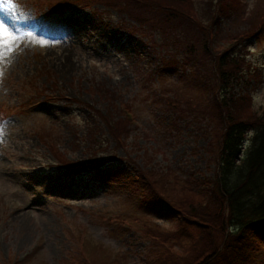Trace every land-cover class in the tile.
<instances>
[{"label":"rangeland","instance_id":"obj_1","mask_svg":"<svg viewBox=\"0 0 264 264\" xmlns=\"http://www.w3.org/2000/svg\"><path fill=\"white\" fill-rule=\"evenodd\" d=\"M52 1L0 0V264H84L87 258L114 254L127 264H144L150 245L138 221L172 227L175 220L163 202L151 199L141 181L134 180L135 168L148 162L142 150L127 148L133 157L128 162L123 147L116 148L112 139L105 146L109 136L100 115L111 111L91 97L88 84L107 87L129 102L135 119L130 134L158 150L151 153L155 168L171 167L182 180L208 179L214 173L208 149L213 128L205 125L204 133H198L204 125L174 113L170 100L195 103L204 96L203 72L190 71L182 49L151 25L163 19V12L145 9L140 16L150 20L148 25L129 21L130 31L117 34L114 21L125 13H110L106 26V19L88 9L66 6L56 14L44 8ZM259 11H264V0H240L236 11L220 18L216 49L223 47L227 33L256 21ZM63 18L62 36L51 34ZM169 23L176 25L172 39L182 41L178 32L195 41V27L180 23L178 16ZM247 41L248 58L262 73L260 82L249 85L253 105L260 107L264 36ZM171 54L172 65L165 62ZM210 69L208 65L206 73ZM132 139L129 135L127 142ZM101 141L102 149L97 147ZM48 144L82 162L94 153L97 159L123 158L110 161L102 172L70 175L55 165ZM257 240L264 243V238ZM254 256L253 264H264V247Z\"/></svg>","mask_w":264,"mask_h":264},{"label":"trees","instance_id":"obj_2","mask_svg":"<svg viewBox=\"0 0 264 264\" xmlns=\"http://www.w3.org/2000/svg\"><path fill=\"white\" fill-rule=\"evenodd\" d=\"M202 1L56 0L50 4L61 10L64 4L87 7L100 3L108 13L126 14L127 17H120L117 21L120 29H127L129 21L148 25L150 20L140 16L145 9L163 12V19L151 25L157 26L160 31L162 29L163 35L168 37L166 39L182 49V60L185 59L190 71L197 74L202 71L204 74H198L202 77L200 82L204 89V96L199 100L195 103H191V99L186 102L177 97L170 100L175 106L174 113L179 112L195 125H204L198 133L203 134L206 127L213 128L214 135L208 149L213 153L214 173L208 179L182 180L171 167L155 168L150 161L157 151L143 147L137 137L127 142L131 129L128 121L118 114L114 105L115 96L107 87L100 89L91 84L92 90L108 102L107 111H111L110 114L100 115L109 136L105 146L112 139L116 148L123 147L124 159L128 162L133 157L127 154V148L142 150L148 162L141 168H135L134 180L141 181L140 186L147 188L151 199L164 202L175 220L172 227H163L149 219L138 221L150 245L144 264H253L254 255L264 246L257 240V237L264 238V106L254 107L249 89L243 87L245 91L241 92L239 88L230 87H242L246 76L258 77L257 82L261 80L254 63L246 56L249 51L247 40L264 36V11L257 13L256 21L249 20L245 29L227 33L228 38L237 39L236 43L218 50L215 47V36L219 34L216 13L228 16L235 9V4H231V0ZM177 16L180 23L197 29L195 41L184 38L178 32L176 34L182 41L169 36L171 28H176L169 22ZM254 26L253 30L249 29ZM171 58L174 60L173 54L169 59L166 57L165 62L172 65ZM208 65L213 69L206 73ZM229 88L232 92L224 90ZM173 117L179 120L177 115ZM102 143L97 147L102 149ZM121 143L127 144L124 146ZM52 151L61 161L63 171L70 175L97 169L102 172L110 161L123 158L112 154L111 158L97 159L94 153L85 162L77 163L71 162L53 147ZM80 251H85L83 243L80 244ZM83 263L127 264L119 256L92 257Z\"/></svg>","mask_w":264,"mask_h":264},{"label":"bare ground","instance_id":"obj_3","mask_svg":"<svg viewBox=\"0 0 264 264\" xmlns=\"http://www.w3.org/2000/svg\"><path fill=\"white\" fill-rule=\"evenodd\" d=\"M63 24H65V18L60 19L59 23H55V28L51 27L50 33L53 35L62 36L59 31H63V29L65 27V25H63ZM70 43H72V42H70Z\"/></svg>","mask_w":264,"mask_h":264}]
</instances>
